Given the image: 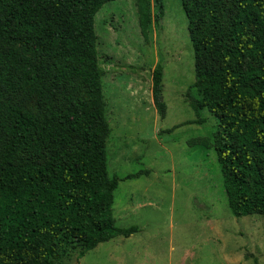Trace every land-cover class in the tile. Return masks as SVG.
<instances>
[{"label":"trees","instance_id":"obj_1","mask_svg":"<svg viewBox=\"0 0 264 264\" xmlns=\"http://www.w3.org/2000/svg\"><path fill=\"white\" fill-rule=\"evenodd\" d=\"M117 0H0V264H65L60 243L81 247L140 233L114 218L119 183L150 174L109 173L111 127L95 19ZM159 0H135L145 41ZM194 50L185 95L211 137L187 141L217 155L235 218L264 217V0H182ZM164 66L152 72L161 119ZM171 132V131H169ZM258 264V260H254Z\"/></svg>","mask_w":264,"mask_h":264},{"label":"rangeland","instance_id":"obj_2","mask_svg":"<svg viewBox=\"0 0 264 264\" xmlns=\"http://www.w3.org/2000/svg\"><path fill=\"white\" fill-rule=\"evenodd\" d=\"M152 10L160 17L147 41L135 0L107 3L95 19L111 127L109 173L150 170L119 183L114 218L119 227L142 231L102 243L82 259L81 247L64 241V263L264 264V217L235 218L216 152L187 145L189 139L211 137L218 126L207 110L201 113L204 124H188L196 120L185 99L195 83V60L182 0H159ZM160 62L165 119L152 99V72Z\"/></svg>","mask_w":264,"mask_h":264}]
</instances>
